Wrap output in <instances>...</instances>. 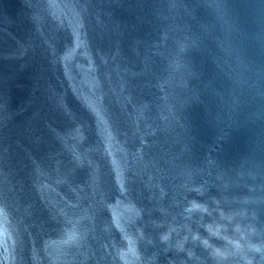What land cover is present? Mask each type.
<instances>
[{"label":"water","instance_id":"95a60500","mask_svg":"<svg viewBox=\"0 0 264 264\" xmlns=\"http://www.w3.org/2000/svg\"><path fill=\"white\" fill-rule=\"evenodd\" d=\"M249 261L264 0H0V264Z\"/></svg>","mask_w":264,"mask_h":264},{"label":"clouds","instance_id":"9594fccd","mask_svg":"<svg viewBox=\"0 0 264 264\" xmlns=\"http://www.w3.org/2000/svg\"><path fill=\"white\" fill-rule=\"evenodd\" d=\"M236 230L241 233V238L242 239L245 238L244 237V232L240 228V226H237V229ZM164 239L167 240L168 239V236H165ZM205 243H207V242H205ZM233 243H234L235 253H243L244 252V245H242L239 240L234 241ZM180 247H181V249H183V244L182 243L180 244ZM255 250L256 251H260V249L258 247H256ZM235 253H228V252H223V251H220V250H214L213 255L219 261L223 262V261L228 260L229 259V256L230 255H234ZM189 255L191 256V253H189ZM245 259H247V256H245ZM249 264H251L250 261H249Z\"/></svg>","mask_w":264,"mask_h":264}]
</instances>
